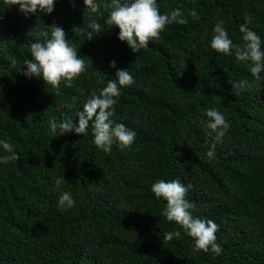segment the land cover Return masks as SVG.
I'll list each match as a JSON object with an SVG mask.
<instances>
[{"label":"trees","instance_id":"1","mask_svg":"<svg viewBox=\"0 0 264 264\" xmlns=\"http://www.w3.org/2000/svg\"><path fill=\"white\" fill-rule=\"evenodd\" d=\"M109 4L98 0L89 14L83 0H57L52 14L25 17L0 0V139L19 154L0 165V264H264V81L252 78L250 61L209 46L218 20L237 46L245 20L264 41V0H157L160 13L178 9L188 22L166 25L137 53L104 24ZM90 21L102 25L91 41ZM53 24L85 64L68 87L20 74L29 45ZM110 61L133 76L112 117L135 131L133 144L98 151L91 122L81 135L55 137L49 120L75 121L114 78ZM213 107L230 128L209 158L204 113ZM55 178L72 194L71 209L57 208ZM159 179L192 185L186 199L194 216L216 223L219 255L193 251L192 238L161 216L166 202L150 190ZM169 231L179 235L164 240Z\"/></svg>","mask_w":264,"mask_h":264},{"label":"clouds","instance_id":"2","mask_svg":"<svg viewBox=\"0 0 264 264\" xmlns=\"http://www.w3.org/2000/svg\"><path fill=\"white\" fill-rule=\"evenodd\" d=\"M57 0H11L13 6L25 17L33 15H50L54 11ZM85 13H98V0H83ZM75 7V4L72 5ZM108 7L111 9L104 19L107 26H115L119 29L117 38L125 42L127 47L137 53L149 46L150 41L159 38L166 25L173 23L184 25L188 21L178 9H173L168 14L160 13L157 0H110ZM189 15L193 19H199L195 10ZM245 23L240 25L242 46L233 44L228 36L224 21L218 20L212 28L209 46L217 54L234 55L237 60L251 62L250 73L254 80L264 81V41L260 36L249 29ZM102 25L98 22H88L86 26L87 40L101 33ZM110 27V28H111ZM48 32L43 33L46 39L39 40L29 45L31 59H24L23 70L20 73L27 79L42 80L44 84L57 88L61 81L65 86H71V82L78 78L85 70L84 60L77 50L68 43L66 33L62 27L53 24L47 26ZM91 30V31H89ZM109 66L115 69V76L107 81L99 94H92L83 103L81 111L75 121L70 118L57 122L50 119L49 130L57 137L65 134L81 135L86 132L91 122L92 142L98 151L109 153L115 144L120 151L128 149L134 142L136 133L125 124L113 120V105L125 86L134 83L133 76L128 69L116 68L115 61H110ZM183 69L182 65L175 66ZM245 82H239V88H245ZM71 108V105H66ZM205 127L212 136L213 143L205 155L213 157L216 143L223 140L230 128V123L216 108H209L204 113ZM19 154L7 140L0 139V165H6L10 161H17ZM191 184L182 183L179 179L165 181L159 179L154 182L150 190L157 200L163 199L166 203L161 211L167 221L179 225L184 234L193 240V251L211 252L219 255L221 245L216 242V223L211 219H201L193 215L194 204L186 199V193L191 189ZM54 191L57 192L56 206L60 211L71 209L75 205L72 194L65 191L61 178L53 181ZM179 232H166L164 240H171L178 236Z\"/></svg>","mask_w":264,"mask_h":264}]
</instances>
